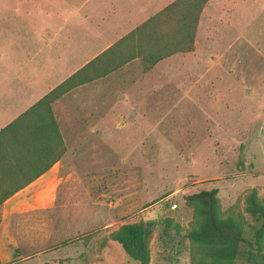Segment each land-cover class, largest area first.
<instances>
[{"label": "rangeland", "instance_id": "374dc122", "mask_svg": "<svg viewBox=\"0 0 264 264\" xmlns=\"http://www.w3.org/2000/svg\"><path fill=\"white\" fill-rule=\"evenodd\" d=\"M173 1L0 0V47L12 64L30 27L50 46L69 40L82 58L64 80ZM120 57L97 61L53 103L70 152L67 197L22 221L11 263L136 264L110 235L137 222L147 224L146 264L199 262L187 197L217 188L221 216L243 225L234 264H264L263 219L245 211L252 189L264 200V0H208L193 50L149 70Z\"/></svg>", "mask_w": 264, "mask_h": 264}, {"label": "trees", "instance_id": "16d2710c", "mask_svg": "<svg viewBox=\"0 0 264 264\" xmlns=\"http://www.w3.org/2000/svg\"><path fill=\"white\" fill-rule=\"evenodd\" d=\"M207 2L208 0L173 1L3 128L0 131V176H5L8 182H0V206L25 184L46 172L65 153L64 140L52 105L74 87L90 80L83 78L84 71L92 69L97 61L108 60L115 54L121 55L122 62L139 57L145 70H149L175 53L192 51L199 17ZM31 152L37 154V167L29 177H24L26 172L19 167L18 153ZM187 199L197 217V226L187 236L196 244L197 254L202 258L192 264H234L242 253V222L232 215L221 216L217 188L194 193ZM245 203L248 214L263 219V225L257 231L256 244L264 262V200H260L256 190L252 189L246 194ZM146 228L147 224L143 222L123 224L111 233L110 238L121 246L133 262L146 264L149 258L145 243Z\"/></svg>", "mask_w": 264, "mask_h": 264}, {"label": "crops", "instance_id": "0c3cea01", "mask_svg": "<svg viewBox=\"0 0 264 264\" xmlns=\"http://www.w3.org/2000/svg\"><path fill=\"white\" fill-rule=\"evenodd\" d=\"M139 16V13L132 12L129 23L136 21ZM21 23H25L26 27L34 25L33 20ZM28 30L30 35L25 38L18 36L15 40L14 63L10 64L6 60L8 55L5 49L0 47V131L61 84L67 78L62 80V77L74 69L82 58L81 54L67 43L69 40L57 37L60 43L50 46L46 36L33 33L31 27ZM59 128L61 131L60 125ZM18 154L23 158L18 159L19 167L25 170L24 177H29L31 171L37 167V154ZM69 154V149H66L61 158L46 172L25 184L0 206L1 264H9L13 260L18 246L15 235L21 232L20 227L24 224L22 221L37 218L38 212L44 210L52 211L55 203L66 200ZM0 182H8V179L1 174ZM26 224L27 222L24 225ZM36 244L34 249L37 248ZM20 261L22 260L18 257L14 264Z\"/></svg>", "mask_w": 264, "mask_h": 264}, {"label": "built area", "instance_id": "2783aa9c", "mask_svg": "<svg viewBox=\"0 0 264 264\" xmlns=\"http://www.w3.org/2000/svg\"><path fill=\"white\" fill-rule=\"evenodd\" d=\"M178 208V204L176 202L171 204V209L176 210Z\"/></svg>", "mask_w": 264, "mask_h": 264}]
</instances>
